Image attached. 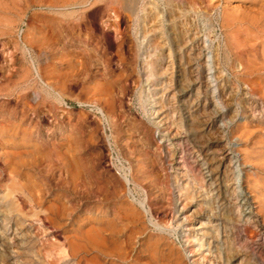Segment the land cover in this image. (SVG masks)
I'll return each instance as SVG.
<instances>
[{"label":"rangeland","instance_id":"1","mask_svg":"<svg viewBox=\"0 0 264 264\" xmlns=\"http://www.w3.org/2000/svg\"><path fill=\"white\" fill-rule=\"evenodd\" d=\"M133 1L0 0V264H263L264 0Z\"/></svg>","mask_w":264,"mask_h":264},{"label":"bare ground","instance_id":"2","mask_svg":"<svg viewBox=\"0 0 264 264\" xmlns=\"http://www.w3.org/2000/svg\"><path fill=\"white\" fill-rule=\"evenodd\" d=\"M125 1V0H124ZM127 1H129V0H127ZM131 1V0H130ZM133 1V0H132ZM141 1V0H140ZM150 1V0H149ZM142 2V1H141ZM264 2V1H263ZM130 3H132V2H130ZM133 3H134V5H133V7H131V11H132V13L136 10V7H137V3H140L139 2V0H134L133 1ZM141 4V3H140ZM128 5H129V3H128ZM132 5V4H131ZM139 5V4H138ZM187 5V4H186ZM238 5V4H237ZM130 6V5H129ZM120 7V6H119ZM121 8V7H120ZM127 8V7H126ZM125 8V9H126ZM246 8V7H245ZM244 8V9H245ZM254 10V9H253ZM126 12V11H125ZM130 12V11H129ZM134 16H135V14H133ZM263 24V23H262ZM224 155V154H223ZM106 228V227H105ZM236 233V232H235ZM247 238V237H246ZM248 240H250V239H245V243H247V241ZM251 241V240H250ZM159 255V254H158ZM154 257V256H153ZM143 258V257H142ZM258 259H259V261H260V263H263L264 264V260H263V258L261 257V256H259L258 255ZM154 263H156V264H183L184 263V261H183V259H181L180 261H178V262H175V263H173L172 261H171V259H169V257H166L165 255H160V256H157L156 257V261L154 262ZM144 264V263H143Z\"/></svg>","mask_w":264,"mask_h":264}]
</instances>
